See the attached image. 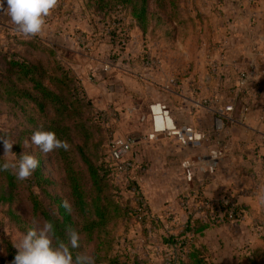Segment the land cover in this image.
I'll return each mask as SVG.
<instances>
[{
  "label": "rangeland",
  "instance_id": "1",
  "mask_svg": "<svg viewBox=\"0 0 264 264\" xmlns=\"http://www.w3.org/2000/svg\"><path fill=\"white\" fill-rule=\"evenodd\" d=\"M104 1L108 5L97 7L90 0H57L55 8L44 18L42 33L36 36H24L7 11L0 9V136L14 143L11 151L17 158L25 153L36 156L43 175L50 182L43 190L36 183L34 171L29 179L17 180L15 192L19 197L12 206L0 203L1 261H7L9 252H17L13 245L32 227L33 221L47 220V213L58 211L53 198L67 201L75 210L76 231L80 235L77 251L93 257L119 256L132 264L134 258L143 264H172L176 261L172 252H181L176 247L164 246L162 237L179 235L185 225L170 220L171 213L163 212L161 217L153 214L158 204L166 206L165 176L157 169L158 165L165 164V145L156 152L149 142L150 136L145 134L151 124L154 127L152 103L156 93L165 92L160 90L164 85H158L155 79L161 66L149 68L146 60L156 61L155 56H161L167 63L176 58L181 67L186 50L176 44L182 39L192 42L190 52L196 57L194 45L200 37L198 21L204 30L201 18L208 17L203 13L208 6H214L220 15L214 9L211 11L221 20L227 5L235 11L244 9V4L262 10L264 0H147L144 20L140 19L142 4L134 16L133 6L124 0ZM200 5L204 11L196 15L192 8ZM176 6L179 10L173 16ZM3 8H7L6 0ZM182 20L186 23L179 27L173 41V33L169 32L176 28L174 23ZM18 59L41 69L44 72L41 83L59 99L42 95L31 83L17 82L14 75L8 77V72L13 70L8 64ZM58 66H63L64 71H58ZM159 71L167 73L166 69ZM23 90L20 97L18 92ZM69 90L73 94L84 93L86 99V103L70 109L74 123L65 121L66 117L60 114L62 105H56L57 101H65ZM98 115L101 116L96 121ZM68 124H74L71 130L66 129ZM37 130L57 133V138L69 144V149L43 154L31 143V135ZM129 136L137 141L139 157L129 174L132 179L127 181L120 168L112 167L111 163L112 170L107 173L103 166L108 162L109 142L114 137ZM4 154L0 144V156ZM86 158L99 170L101 191L90 185ZM11 159V155L0 158ZM4 176L0 174V190L5 184ZM156 187L162 188L161 196ZM74 188L78 194L86 193L89 201L101 193L100 199L91 203L89 214L88 210L85 213L77 207L80 204L74 199ZM31 195L39 197L42 205L37 214L33 212ZM128 202L137 207L143 203L148 221L134 214L130 215L129 222L125 221ZM240 209L243 216L248 215L252 220L239 228L242 231L238 236L229 230L205 231L192 238L183 252H264V208ZM204 211L213 217V211L208 208L196 209L189 220L202 218ZM253 212L261 216L254 219ZM127 223H134L129 233L124 230ZM142 223L146 224L148 237L144 235Z\"/></svg>",
  "mask_w": 264,
  "mask_h": 264
},
{
  "label": "crops",
  "instance_id": "2",
  "mask_svg": "<svg viewBox=\"0 0 264 264\" xmlns=\"http://www.w3.org/2000/svg\"><path fill=\"white\" fill-rule=\"evenodd\" d=\"M243 7H220L225 11L221 20L214 6L207 11L202 5L192 8L196 15L204 11L208 16L201 18L204 30L198 21L196 57L190 52L192 42L185 39H176V46L186 50L181 67L176 58L165 63L155 56L161 64L156 83L164 85L160 90L165 94L156 93L152 103L153 123L160 132L149 142L156 152L165 145V164L157 169L165 176L166 206L158 204L153 214L171 213L170 220L182 225L208 223L209 211L197 220L189 216L207 209L204 203L224 198L239 207L264 208V9ZM184 23H174L173 41ZM149 129L146 136L154 133L152 124ZM130 138L138 160L137 141ZM156 188L161 196L162 188ZM258 214L253 212L252 218ZM251 220L242 215L239 223L217 221L205 231L229 230L238 236ZM200 257L205 264H264V252H202Z\"/></svg>",
  "mask_w": 264,
  "mask_h": 264
},
{
  "label": "trees",
  "instance_id": "3",
  "mask_svg": "<svg viewBox=\"0 0 264 264\" xmlns=\"http://www.w3.org/2000/svg\"><path fill=\"white\" fill-rule=\"evenodd\" d=\"M92 2L95 3V5L98 7L99 4H102L103 7L104 5H108L105 3L104 0H90ZM125 2L131 4L133 6L134 9V13L133 15L135 16V11L137 8H140L139 6H141L140 4H142L141 6V17L140 19L144 20L146 19L145 14L148 11V6H146L147 0H124ZM160 1V0H158ZM174 14L173 16H176L177 14H175L179 8L174 7L173 9ZM137 18L139 19V16H137ZM172 33V32H169ZM9 67L13 68V70L11 72H8L7 76L9 77L10 75H14L17 78V82H24V83H31L32 85H34L35 89L38 90V92H41L42 95H45L48 98H54L55 100H58L59 98L56 97L54 94H52L51 92L47 91L46 88L44 87V85L41 83L40 79L41 77H43L44 72L39 69L36 65H32L30 63H28L27 61L24 60H13L11 61L9 64ZM58 71H64V67L63 66H58L57 67ZM37 77V80L36 78ZM60 82H63V80H59ZM0 84H2V82L0 81ZM15 87V86H14ZM68 96L65 98L64 102L59 103V101H57V104L62 105V110L60 111V114L63 117H66L65 121H69V122H75L74 119H72V114H71V110L72 108L75 107H79L80 104H84L86 103V99H85V95L84 93L78 94V92L76 94H73L70 90L68 91ZM18 94L20 95V97L23 96L24 94V90L23 91H19ZM87 105H89L87 103ZM101 115L97 116V120L100 119ZM74 126V124H68L66 127L67 130H71V128ZM57 134V133H55ZM108 148V147H107ZM108 154V164L104 163L105 165L103 166V170L107 173H109L112 169L110 167V164L112 163L113 166L112 167H116L118 168L116 165H114V163L110 160V156H109V149L107 151ZM87 163V167H88V171H89V175H90V185L92 187V189H95L96 187L99 188V191H101V188L99 186V179H100V174H99V170L94 168V165L91 164L88 159L86 158L84 160ZM111 164V165H112ZM8 173L5 172H0V174H5L4 176V182L5 184L2 186V190H0V203L12 206L13 203L17 200V198L19 197L15 191H16V185H17V179L15 177L14 174L11 173V171H7ZM126 176V180H131L132 178L130 177V175L128 173H124ZM35 179H36V183L39 187H41L43 190H45V187L47 185L50 184L49 180L43 175L42 173V168H41V164L40 166L35 170ZM132 185H135L134 183H132ZM77 189L79 191H81L79 189V186L77 187ZM133 189H135L136 191L138 190L136 187H134ZM98 191V192H99ZM83 192L79 193L77 192V190L74 188V199L76 201H78V203L80 205H78L77 207L80 208L82 211H84L86 213V210H88L87 214L90 213V206L91 203H95V201H97V199H100V194L98 193L97 196L92 199V200H87L86 199V193L84 195H82ZM141 198V196H140ZM31 200V204L33 207V212L34 213H39L41 212L42 209V205L39 203V197H33L32 195L29 198ZM53 203L56 204V206H58V211L57 212H51V213H47L46 214V218L47 220H52L54 221L56 228H57V233L59 236L63 237L66 233V231L71 228L76 230L77 229V224L75 222V217H74V211L73 209H71L70 211L66 210L63 207L64 202L60 199H52ZM129 206H127V209L124 211V218L125 221L127 220V222H129L128 220H130V215H141L144 217L145 221H148V216H144V211L146 210V208H143V203H140L138 205V207L135 205L133 206L132 203L129 204V202L127 203ZM227 209L221 207V213L222 215L218 214L217 218L214 219L212 216H210L208 218L209 222L208 223H201V222H189L187 223L183 230L181 231V233L179 235H170V236H163L162 240H163V244L166 247H176L178 248L181 252H172L173 253V258H176V261H172V264H205L204 260L201 259L200 254L202 255V252H183L185 251V249L188 247L186 244H188L189 242H191L192 238H195V236H197L199 233H203L206 229L213 227L216 225L217 220H221L223 222H230L228 219V213L225 214V211ZM147 211V210H146ZM141 212V213H140ZM210 215V214H208ZM235 215V221H237L236 223H239V221L242 219V214H241V209L240 207L236 208V211L234 213ZM124 221V222H125ZM152 221V220H151ZM147 223V222H146ZM142 225L144 226V232H145V236L148 237V233H147V228H146V224L142 223ZM126 228L125 233H129L130 229L132 226H134L133 224H126ZM91 229V227H90ZM89 229V230H90ZM147 234V235H146ZM11 250V249H10ZM77 251V250H76ZM113 251V249H112ZM17 254V252H9L8 254V258L7 261H1L0 260V264H11L12 260L14 259V256ZM95 262L96 264H132L130 263L129 259H126L125 261H122L120 259L119 256H107L105 255L104 258H102L101 256H95ZM185 258V259H184ZM135 260L133 261V264H143L138 258H134Z\"/></svg>",
  "mask_w": 264,
  "mask_h": 264
},
{
  "label": "clouds",
  "instance_id": "4",
  "mask_svg": "<svg viewBox=\"0 0 264 264\" xmlns=\"http://www.w3.org/2000/svg\"><path fill=\"white\" fill-rule=\"evenodd\" d=\"M0 0V9L7 11L11 21L17 25L24 36H36L42 33L44 18L55 8L57 0ZM31 143L43 153L48 154L57 149L67 151L69 144L57 138L52 131L37 130L31 135ZM4 155L0 158L12 156L11 160H0V172L12 171L16 179L25 181L40 166V160L30 154H23L19 158L11 151L13 144L6 137L0 136ZM25 147L29 146L25 141ZM63 207L70 211L67 201ZM17 254L11 264H96L95 258L86 253L76 251L80 248L78 231L69 228L63 237L57 233L52 220H35L32 227L21 235L13 245Z\"/></svg>",
  "mask_w": 264,
  "mask_h": 264
},
{
  "label": "built area",
  "instance_id": "5",
  "mask_svg": "<svg viewBox=\"0 0 264 264\" xmlns=\"http://www.w3.org/2000/svg\"><path fill=\"white\" fill-rule=\"evenodd\" d=\"M146 65L151 68L153 67H159L161 66L160 62L158 60H146ZM153 109V108H152ZM228 110H232V108H228ZM153 113V110H152ZM159 130L157 127L154 126V133L150 136V138H154L156 134H159ZM166 133V130L164 131ZM134 145L135 142L131 138H121V137H114L108 144L109 149V156L110 160L116 165L118 168L122 170L123 173L131 174L134 163H135V155H134ZM189 165V164H188ZM187 165V167H188ZM188 177L190 176L189 172ZM189 179V178H188ZM205 208L211 209L213 211V217L214 219L217 218L218 214L221 213V207L226 208L225 214L228 213V219L231 221H235V211L238 205L232 200L226 198L225 200L219 202L218 204H205ZM222 215V214H220ZM219 215V216H220ZM218 216V217H219ZM217 221H221L220 219Z\"/></svg>",
  "mask_w": 264,
  "mask_h": 264
}]
</instances>
